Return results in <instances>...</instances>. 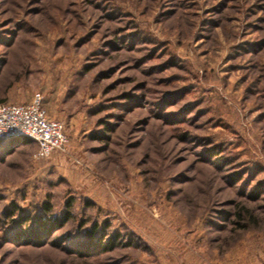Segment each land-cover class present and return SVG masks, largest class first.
<instances>
[{
	"label": "rangeland",
	"instance_id": "374dc122",
	"mask_svg": "<svg viewBox=\"0 0 264 264\" xmlns=\"http://www.w3.org/2000/svg\"><path fill=\"white\" fill-rule=\"evenodd\" d=\"M3 57L0 100L40 94L67 142L38 159L30 141H0V264H264V195L226 178L264 180V91L247 90H264V0H0ZM208 137L225 169L205 163ZM69 201L64 227L15 240ZM239 201L257 226L233 224ZM92 224L113 251L85 248Z\"/></svg>",
	"mask_w": 264,
	"mask_h": 264
},
{
	"label": "trees",
	"instance_id": "16d2710c",
	"mask_svg": "<svg viewBox=\"0 0 264 264\" xmlns=\"http://www.w3.org/2000/svg\"><path fill=\"white\" fill-rule=\"evenodd\" d=\"M6 46H9V45H6ZM244 52H246V51H244ZM245 54H247V53H245ZM4 64H5L4 57H3V59L0 58V72H1V69L3 68ZM169 65L170 66H176L173 62L169 63ZM249 85L250 86L247 88V90L249 92H254V91H259L260 92L261 91L260 89L256 88L257 82L253 81V82H251V84L249 83ZM263 91L264 90H262L261 92H263ZM183 92L182 91L179 92L178 93L179 95H178V97H176V99L182 100L183 98H185V95H184ZM173 94L176 95L177 93L175 92V93L169 94L167 98H171V96H174ZM260 97L261 98L264 97V92L261 93ZM165 98L163 100H165ZM227 100H228V98H227ZM174 101L175 100L172 99V101H169L168 104L169 105H173L175 103ZM211 102H212V100L210 101V103ZM3 103H12V102H9V101L2 102L0 100V104H3ZM198 104L199 103H194L193 106L196 107V106H198ZM209 106L211 108L212 107L213 108L217 107L213 103H211V105H209ZM227 106L230 107L228 104H227ZM215 111H218V110L215 109ZM228 115H230L229 112H228ZM210 123H212V121H210ZM213 124L215 126H219L217 123H213ZM236 125L238 126L237 123H236ZM236 125L233 124V123H230V124L228 123V128H235L234 126H236ZM246 130H247L248 134L251 133V132H249V129H246ZM233 131H234V129H233ZM241 136L242 135L237 131V138L240 139ZM212 139H213L212 137H208L205 140V143H207V145L210 146V148L205 151L206 155H204L203 159L206 160L205 163L207 165H211L212 168H214L217 171H219L221 169H225V166L229 165L231 162L229 160L226 161L225 157L222 156V153L224 152V149H225L223 147L224 145L219 144V143H215L213 141L214 139L213 140ZM236 142H238V143L236 144L235 148L236 149L237 148H241L242 143L240 142V140H238ZM255 144L257 145V141H255ZM229 145H231V144H229ZM252 148L255 149L253 144H250L247 147H243L242 151H244L245 153H249V152H251L250 149H252ZM220 162H222V163H220ZM219 163H220V166L218 165ZM260 168L264 170V167H260ZM256 169L251 171L252 168H243V167L242 168H238V170H239L238 173H233L232 177H231V175L226 177L228 179L229 183L235 182V184L233 183L234 185H236L237 183L241 182L242 179L244 181V178L246 177L247 179L243 182L244 184L242 185V188L244 187L245 191L241 192L240 197H242V198H244L246 200L252 201V202H254L255 200H258L259 198H261L264 195V180L263 179L262 180L257 179L258 178L257 177L258 173L255 172ZM234 176H236V177L234 178ZM255 179H257L258 181H256L254 186L251 185L252 187H249V185ZM234 208H235V210H234L233 216L232 215H230V216H232L234 218V221H233L234 223L233 224H235L239 229L240 228L244 229L245 227H249L252 224H253V226L254 225L255 226L258 225V222H255V220H254V218L257 217V216L255 215L256 211L254 210L253 207L252 208L248 207L245 202L239 201L238 203L234 204ZM43 210L45 212H50V207L45 205L43 207ZM72 218H73V215H72V202L69 201L66 204V209H65L64 214H63V216L61 218H59V219L55 218L52 221H47V220H44L43 218L37 216L35 219H33V226L28 231H21L20 233H18V235L15 238V240H18L21 244H25L26 241H23L24 238L27 237L29 239H33L34 237L40 236V235H42L44 233L46 234L47 230H50L51 233L54 232V231H58L60 228L64 227L68 222H70ZM29 220H31V219L28 218V219L25 220V222H27ZM101 233H102V235H100L99 226L97 224H92L90 226V229H85L83 231V242L86 244L85 248H88L89 250L95 249V250L100 251V252L101 251L102 252H111V251H113L114 248L117 246V244H119L118 243L119 239L117 238L116 235L113 238H108L107 237L108 235L105 233L104 230ZM105 238H108V239L105 240ZM104 240H105V242L103 243ZM80 249H82V248H80ZM83 254H85L84 251H82V253L78 252V255H83Z\"/></svg>",
	"mask_w": 264,
	"mask_h": 264
},
{
	"label": "built area",
	"instance_id": "2783aa9c",
	"mask_svg": "<svg viewBox=\"0 0 264 264\" xmlns=\"http://www.w3.org/2000/svg\"><path fill=\"white\" fill-rule=\"evenodd\" d=\"M13 138L36 144L38 159L62 150L67 142L62 124L47 118L40 94L28 104H0V141Z\"/></svg>",
	"mask_w": 264,
	"mask_h": 264
},
{
	"label": "crops",
	"instance_id": "0c3cea01",
	"mask_svg": "<svg viewBox=\"0 0 264 264\" xmlns=\"http://www.w3.org/2000/svg\"><path fill=\"white\" fill-rule=\"evenodd\" d=\"M256 87H257L258 89L261 88V87H259V84H258ZM260 90H263V89H260ZM263 99H264V97H263ZM238 128H239V129H237V130H238L239 132H243V134H247V130L244 131L243 129H241L240 125H238ZM241 130H242V131H241ZM249 132L252 133V132H254V131H253L252 129H251V130L249 129ZM240 134H241V133H240ZM257 147H258V145L255 146V148H257ZM254 151H255V150H254ZM255 154H256V152H255ZM255 262H256V261H255ZM256 264H261V263H256Z\"/></svg>",
	"mask_w": 264,
	"mask_h": 264
}]
</instances>
